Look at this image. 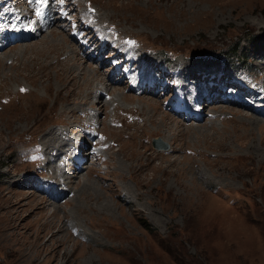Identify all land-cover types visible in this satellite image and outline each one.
I'll return each mask as SVG.
<instances>
[{"label":"rangeland","instance_id":"rangeland-1","mask_svg":"<svg viewBox=\"0 0 264 264\" xmlns=\"http://www.w3.org/2000/svg\"><path fill=\"white\" fill-rule=\"evenodd\" d=\"M0 264H264V0H0Z\"/></svg>","mask_w":264,"mask_h":264},{"label":"bare ground","instance_id":"bare-ground-1","mask_svg":"<svg viewBox=\"0 0 264 264\" xmlns=\"http://www.w3.org/2000/svg\"><path fill=\"white\" fill-rule=\"evenodd\" d=\"M24 1V0H23ZM53 5V4H52ZM68 6V5H67ZM88 6V5H87ZM40 10V9H39ZM58 11V10H57ZM68 11V10H67ZM89 12V11H88ZM93 12V11H92ZM14 13V12H13ZM52 13V12H51ZM39 14V13H38ZM54 15V14H53ZM53 17V16H52ZM36 18V17H35ZM53 21V20H52ZM32 27V26H31ZM34 28V27H33ZM31 29V28H30ZM63 32V31H62ZM14 47V46H13ZM6 49V48H5ZM7 50V49H6ZM77 54V53H76ZM79 59V58H78ZM11 68V67H10ZM94 76V75H93ZM100 78H101V76H100ZM90 79V78H89ZM94 82V81H93ZM91 84V83H90ZM98 85V84H97ZM114 88V87H113ZM108 89V88H107ZM111 89V88H110ZM101 90H102V88H101ZM116 91V90H115ZM102 92V91H101ZM95 94V93H94ZM88 95V94H87ZM139 95V94H138ZM102 96H104V95H102ZM174 96V95H173ZM196 96V95H195ZM149 97V96H148ZM193 97V96H192ZM92 98V97H91ZM136 98V97H135ZM161 98V97H160ZM173 98V97H172ZM184 98H186V100H188V102L190 101H192V98L190 97V99L187 97V95L185 94V97ZM195 98V97H194ZM103 99V98H102ZM141 99H143L144 100V102H145V104H147L148 105V107H149V105H151V104H153V103H155V102H152L153 100L152 99H148V98H146V96H144V97H142ZM194 100V99H193ZM87 102V101H86ZM159 102V101H158ZM102 103V102H101ZM187 104V103H186ZM190 104V103H189ZM212 104V103H211ZM164 105V104H163ZM192 105V104H191ZM206 105V104H205ZM97 106H99V105H97ZM31 107H33V106H31ZM196 107V106H195ZM164 108H165V106H164ZM198 108H199V106H198ZM154 109V108H153ZM163 109V108H162ZM161 109V110H162ZM166 109V108H165ZM134 111V110H133ZM198 111V110H197ZM139 113H140V110H139ZM128 114V113H127ZM130 114V113H129ZM145 114V113H144ZM167 114V113H166ZM83 115V114H82ZM141 115V114H140ZM81 116V115H80ZM194 117H195V115H193ZM197 117V120H199V118L201 119V117L199 116V115H197L196 116ZM81 118V117H80ZM134 119V118H133ZM136 121V120H135ZM170 121V120H169ZM85 122H87V121H85ZM178 122V121H177ZM80 124H82V123H80ZM93 124V123H92ZM100 124V123H99ZM86 125V124H85ZM101 126V125H100ZM122 126V125H121ZM120 126V127H121ZM86 127V126H85ZM88 127V126H87ZM96 127V126H95ZM129 127H131V126H129ZM133 127V126H132ZM102 128V127H101ZM117 129V128H116ZM127 129L129 130V128L127 127ZM133 129V128H132ZM127 131V130H126ZM132 131V130H131ZM76 132V131H75ZM158 133V132H157ZM100 135V134H99ZM125 135V134H124ZM84 154V151L81 153V155H83ZM78 158H80V155H75L74 157H73V159H75V160H77ZM72 159V160H73ZM60 166V165H59ZM85 168L84 167H80V163H78L77 161H76V170H74V172H72L69 176H71V178H73V175H80V174H82L83 173V170H84ZM71 170V169H70ZM48 175H49V173H48ZM52 178V177H51ZM53 179V178H52ZM61 179V178H60ZM64 179H66V178H64ZM58 180H59V178H58ZM51 181V180H50ZM58 182V181H57ZM60 182H62V180H60ZM65 185V184H64ZM63 185V186H64ZM56 186V185H55ZM59 188V187H58ZM61 188V187H60ZM65 188V187H64ZM62 189V188H61ZM69 189V188H68ZM118 195V194H117ZM40 196V195H39ZM32 197H34L33 195H32ZM43 199V198H42ZM67 201V200H66ZM70 201V200H69ZM72 201V200H71ZM66 203H64V205H65ZM52 214H56V212H52Z\"/></svg>","mask_w":264,"mask_h":264},{"label":"trees","instance_id":"trees-1","mask_svg":"<svg viewBox=\"0 0 264 264\" xmlns=\"http://www.w3.org/2000/svg\"><path fill=\"white\" fill-rule=\"evenodd\" d=\"M235 45V47H232L231 49H232V52H219V53H214L213 55L212 54H210V55H208L207 57H211V59H213L214 61H216V62H218V63H220V62H224V63H229V61H230V59L231 58H236L235 57V55H234V53L236 52V50H238V48H239V43H236V44H234ZM234 51V52H233ZM172 56H176L175 55V53H172ZM207 59V58H206ZM206 59H203V60H206ZM234 59H232L231 61H233ZM238 60H240L239 58H237V62L239 63V61ZM245 59H243L242 58V61L241 62H243V63H240V64H242L243 66H244V63L246 64V62L244 61ZM146 226V225H145Z\"/></svg>","mask_w":264,"mask_h":264},{"label":"water","instance_id":"water-1","mask_svg":"<svg viewBox=\"0 0 264 264\" xmlns=\"http://www.w3.org/2000/svg\"><path fill=\"white\" fill-rule=\"evenodd\" d=\"M152 146L157 150H163V151L168 150V145L166 143L162 142L160 139H155L152 142Z\"/></svg>","mask_w":264,"mask_h":264}]
</instances>
